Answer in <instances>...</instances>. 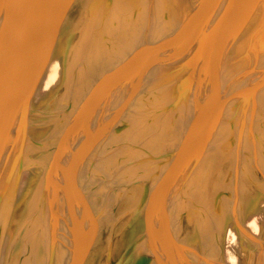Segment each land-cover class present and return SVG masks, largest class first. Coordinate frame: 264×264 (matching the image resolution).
Returning a JSON list of instances; mask_svg holds the SVG:
<instances>
[{
  "label": "bare ground",
  "instance_id": "bare-ground-1",
  "mask_svg": "<svg viewBox=\"0 0 264 264\" xmlns=\"http://www.w3.org/2000/svg\"><path fill=\"white\" fill-rule=\"evenodd\" d=\"M176 2L69 0L41 39L27 74L29 83L32 75L36 80L24 86L20 106L24 128L13 150L11 137L0 155V169L7 159L14 165L0 204V264H100L107 245L116 264H135L151 256L148 231H155L169 194L163 233L173 240L177 264H264V85L253 95L255 111L252 103L243 106L241 97H230L255 82L238 76L248 70L239 56L250 23L240 34L235 20L232 24L220 71L206 88L192 157L171 193L165 185L150 201L186 130L215 48L200 28L159 55L162 62L183 57L189 67L178 65L161 77L155 65L115 123V108L139 87L145 62L100 98L93 113L96 137L75 168L73 150L88 136V119L72 127L60 145L82 99L105 73L146 46L142 43L157 44L178 31L182 14ZM10 17L1 0L0 41ZM255 60L264 66V53ZM190 69L192 84L177 90ZM114 218L121 221L115 230Z\"/></svg>",
  "mask_w": 264,
  "mask_h": 264
},
{
  "label": "water",
  "instance_id": "water-1",
  "mask_svg": "<svg viewBox=\"0 0 264 264\" xmlns=\"http://www.w3.org/2000/svg\"><path fill=\"white\" fill-rule=\"evenodd\" d=\"M67 1L69 0H15L14 2L2 0V7L10 14L11 19L7 32L0 41V155L11 137L10 148L13 150L14 142L17 141L24 128V121L22 123L20 121L18 122L20 106L26 97L24 86L28 85L29 87L36 80L35 78L33 79L34 76L32 75L31 83L28 82L27 74L29 72L28 68L31 65L30 61L46 32L65 13V6H68ZM175 4L178 11L182 14V20L179 22V27H181H178V31L169 39L157 44L147 45L148 43H142V46H146L136 50L110 74L105 73L89 95L85 99H82L84 106L81 112L73 120L68 130L64 132L61 138L62 140L60 141L61 145L72 127L85 117L88 119V136L80 148H74L73 150L71 169L73 167L75 168L76 163L80 162L83 154L89 149L93 139L96 137V134L93 133V113L94 107L100 98L127 73H130L128 77L137 73V65L145 62L146 66L138 83L139 87L125 94L115 108L116 110L111 124L115 123L118 120L121 108L124 107L126 101L134 97L138 88L140 89L141 85H143L147 73L155 65H159L158 72H163L161 77L165 76L164 73L167 72V69L172 68V71L178 69V65L182 67H179L180 70L189 67L188 64L183 63L185 61L183 57H178V59L170 55L162 62L159 60L161 57L159 55L188 40L199 28L200 31L208 33L209 39L215 42L211 60L208 62L203 81L197 90L186 130L163 176L151 192L150 201H155L165 185H167V190L170 191L169 193L173 191L177 186L182 170L192 157L193 144L198 133V123L206 88L207 86L209 88L212 86L220 71L228 50V45L230 44V31L234 20L238 26V34L244 31L248 23H250L247 34L243 37L244 40H242L245 49H243L244 52L242 51L239 56V59L248 66V70L238 76L241 79L242 77H251L255 82L236 90L235 94L230 97H241L239 98L238 104L241 103L242 105L244 103L243 106H247L252 103L254 110L255 102L253 103V95H255L256 90L260 86L264 85V66L258 67L255 60L261 53H264V0H177ZM194 46L198 47L196 45ZM189 47H193V44ZM194 72V70L190 69L188 75L180 80L179 85L176 86L178 89H176L180 91V87H184L182 85L185 84L187 86L188 84H192ZM132 81L130 85L134 83ZM247 95L250 97L247 98ZM178 99L175 101L176 104H178ZM111 106L109 103L108 107L111 108ZM244 122L242 120L241 124L244 125ZM16 124L17 129L12 136ZM20 124L22 125L18 126ZM106 127H109V124ZM13 169L14 165L11 164V160L9 161V159H7L0 169V204L14 175ZM171 195L169 194L163 203L162 210L156 220L155 231L152 232V227L148 231V250L151 256L142 255L136 260L135 264H148L152 259L158 264H161V262L162 264H177L173 249V240L171 242L168 241L163 233L164 213L169 208ZM78 213L80 216L81 213Z\"/></svg>",
  "mask_w": 264,
  "mask_h": 264
},
{
  "label": "rangeland",
  "instance_id": "rangeland-1",
  "mask_svg": "<svg viewBox=\"0 0 264 264\" xmlns=\"http://www.w3.org/2000/svg\"><path fill=\"white\" fill-rule=\"evenodd\" d=\"M128 220V218H126V220L125 221H127ZM121 221H118L117 220V218H114L113 219V228L112 229H114L115 230V228H116V226L120 223ZM117 224V225H116ZM184 227V226H183ZM113 236V238L112 239H114V231H113V234H112ZM110 246L109 245H107L106 246V249L104 250V254L101 256V258H100V260H99V263L100 264H116L117 263V261L118 260H115V259H113L111 256H109L108 254H109V250L108 251H106L108 248H109Z\"/></svg>",
  "mask_w": 264,
  "mask_h": 264
}]
</instances>
